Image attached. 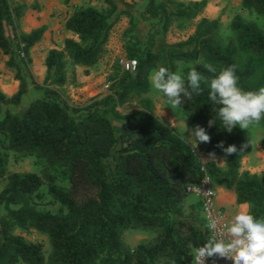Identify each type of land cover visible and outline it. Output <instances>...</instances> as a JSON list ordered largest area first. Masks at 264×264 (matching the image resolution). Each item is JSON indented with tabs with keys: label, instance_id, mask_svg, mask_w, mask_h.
I'll return each instance as SVG.
<instances>
[{
	"label": "trees",
	"instance_id": "1",
	"mask_svg": "<svg viewBox=\"0 0 264 264\" xmlns=\"http://www.w3.org/2000/svg\"><path fill=\"white\" fill-rule=\"evenodd\" d=\"M99 1L102 8L74 9L65 28L77 40L67 38L62 50L49 51L43 84L32 81L41 96L15 112L28 92L25 60L30 61V51L47 29L20 33L26 5L0 0V50L21 82L13 97L0 90V180H8L0 192V264H193L194 250L212 238L201 202L190 204L186 188L206 176L234 191L239 205H249V214L264 218V172L242 170L252 141L238 126L231 133L223 129L220 106L208 99L207 83L202 82L199 95L182 96L179 108L194 130L199 125L211 137L208 143L197 141L199 152L222 157L225 169L215 161L204 168L191 143L154 114L147 97L150 74L158 67L185 78L195 68L210 81L235 65L240 86L258 91L264 87V30L237 15L225 37L219 19L200 17L206 0H140L146 2L144 9L126 0ZM241 7L264 18V0H241ZM123 18L129 19L124 36L128 58L137 61L135 72L118 71L110 77L107 94L85 106L71 104L63 94L68 60L74 66H96ZM197 19L186 40L167 41L175 24ZM209 63L215 74L204 68ZM125 107L132 111L123 114ZM233 145L237 151L226 154L224 149ZM259 146L264 152V140ZM11 154L16 161L35 157L42 172L9 174ZM59 180L69 185L60 186ZM45 185L50 202L59 205L56 212L41 208ZM128 231L148 232L152 238L131 248L124 240ZM32 233L48 238V257L43 243L28 238Z\"/></svg>",
	"mask_w": 264,
	"mask_h": 264
},
{
	"label": "rangeland",
	"instance_id": "2",
	"mask_svg": "<svg viewBox=\"0 0 264 264\" xmlns=\"http://www.w3.org/2000/svg\"><path fill=\"white\" fill-rule=\"evenodd\" d=\"M11 1L15 5H26L24 15L18 23V30L20 33H25L26 29H28V31H32L34 29L40 28L39 25L43 20L48 21L55 27V30L51 32L50 36L46 37V41H44L43 36L42 40L38 43L40 44V46L38 44L35 46H38L37 55H34L33 59L30 58L29 62L28 60H25L26 64L28 65L27 67L29 72L23 69L22 74L24 75V77L26 76L25 78L28 84V92L25 95L21 106L15 109V112H19L26 109V107H28L31 102L37 99V97L41 96V91L33 85L32 81H35L36 83H38V85L43 84L46 76V69L45 73L43 72V68L45 66L44 58L45 55L48 54L51 50V47L54 46L59 50H62L64 48V42L67 39L65 33H63L64 25L67 19L73 13L74 9L81 6H94L102 8V3L99 0H74L70 3H66L65 0ZM126 1L136 2L142 9H144V7L146 6V2L140 0ZM176 1L188 3L195 0ZM214 6L216 10L219 11L221 33L225 37L231 35L230 22L237 15H240L249 21L255 22L261 29L264 30V18L258 17L254 13L244 11L241 7V4L239 5L237 0H229V3L226 6L220 3H217ZM27 13L32 14V20L29 23L25 24L24 18ZM205 13L206 11L204 10L200 17H206ZM199 19L185 26H177V24H175L168 33L167 41L169 43H177L186 40L190 35L194 33L196 24ZM129 27V19L123 18L110 35V39L107 44L103 59L96 66L91 67V69L82 71L85 76L89 77V80L82 83V87H80L82 88V90L79 95H76L78 96V98H75V96H73V93H75L73 89L75 87H73V85H75V82L77 81L75 66L70 62V60H68L67 72L69 81L68 85L63 89V94L71 104L85 106L89 104L93 99L101 97L109 92V89H107L106 87H110V77H112L118 71H124L121 64L122 60H131L127 56V40L124 36ZM7 32L12 37L13 48H15V50H19L20 45L19 42L15 39L13 29L11 27H8ZM33 54H35V52ZM19 57V62H22V55L19 54ZM8 61L9 56H6L0 50V90L7 97H13L18 92L21 82L16 77L17 70L15 68H9L7 66ZM90 89H94L95 92L92 93ZM147 97L152 101L154 106V114L159 119L173 126L188 142L197 143L195 138L192 137L194 133V127L180 108H172L171 105H169V103L166 101L165 96L155 90L152 87V84L150 93L147 95ZM131 111V108L126 107L121 109V112L123 114H127ZM241 130L252 141V151L254 152L255 150V153H257L256 158H254L256 162H253L254 160H252V164L255 165V170L257 171V173L264 172V153L259 146V143L264 140V123L261 122L259 125L251 126L249 129ZM249 166H251V164L248 161L245 162V159H243L242 170L245 171V169ZM42 169V166L37 163L35 157L30 156L16 161L14 159V156L11 154V157L9 158V174L30 172L40 174L42 172ZM7 181L8 180L6 178L0 180V192L7 184ZM58 184L64 187H67L69 185L68 182H64L61 180L58 181ZM43 191L45 193L44 203L46 204H44L41 208L44 210L56 212L59 205H53L52 202H50L51 197L49 196V194H47L46 185L43 187ZM188 197L190 204H198L200 202V200L196 196L189 195ZM28 238L43 243L45 255L46 257L49 256L51 247L46 236L32 233L28 236ZM150 238H152V234L141 231H128L124 236L125 243L131 248H135L139 244L148 241Z\"/></svg>",
	"mask_w": 264,
	"mask_h": 264
},
{
	"label": "clouds",
	"instance_id": "3",
	"mask_svg": "<svg viewBox=\"0 0 264 264\" xmlns=\"http://www.w3.org/2000/svg\"><path fill=\"white\" fill-rule=\"evenodd\" d=\"M204 68L213 74L217 71L210 63L205 64ZM202 82L208 85V99L220 106L217 118L225 131L231 133L237 126L249 129L264 121V87L258 91L243 89L235 65L223 68L210 81L195 68L186 74V78L167 67H158L150 74L152 87L167 98L172 108L181 107L182 96L191 99L194 93L199 95L202 92ZM213 124L214 121L210 122L209 127ZM192 137L200 143L211 140L207 130L199 125ZM219 147L224 148L223 142ZM224 151L230 155L237 149L233 145ZM210 155L215 156L214 153ZM240 207L247 209L248 206L245 204ZM209 228L215 229L216 223H211ZM226 234L231 238L227 242L212 240L196 248L193 254L194 264H206L207 259L214 256L229 260L232 264H264V218H257L247 211H238L226 225Z\"/></svg>",
	"mask_w": 264,
	"mask_h": 264
},
{
	"label": "crops",
	"instance_id": "4",
	"mask_svg": "<svg viewBox=\"0 0 264 264\" xmlns=\"http://www.w3.org/2000/svg\"><path fill=\"white\" fill-rule=\"evenodd\" d=\"M195 1H199L200 2V1H204V0H195ZM206 1H207V7L205 9V11H206L205 14H206V17L209 18V19H219V11L216 10V8L214 6L215 4L220 3V4H224L226 6L229 3V0H206ZM237 1H238L239 5H240L241 4V0H237ZM31 15H32L31 13H27L25 15V18H24L25 24L29 23L32 20ZM43 26H45L46 29H47L45 34H44V41H46V37L50 36L51 32L53 30H55V27H54V25H52L51 23H49L46 20H43L41 22V24L39 25L40 28L43 27ZM34 30H36V29H34ZM32 31H28V29H26L25 33L29 34ZM63 33H65L67 38H72V39H76V40L78 38L74 33L68 32L66 30V28H65V25H64ZM55 40H56V37H55ZM38 45L40 46V44H38ZM52 49H56V47L52 46L51 50ZM37 50H38V46L34 47L30 51V58L31 59L34 58V55H37ZM34 52H35V54H33ZM46 56H47V54L45 55L44 63H45ZM45 69H46V67L44 66V68H43V72L44 73H45ZM87 69H91V67L75 66V72H76L75 74L77 75V81L75 80L76 81L75 85H73V87H75V88H73L74 91H75V93H73V96H75V98H78V96H76V95H79L81 90H82V88H80V87H82V83H84L87 80H89V77L85 76L82 73L83 70H87ZM83 89H85V88H83ZM90 90L92 91V93L95 92L94 89H90ZM191 145L193 146L194 150L198 153L200 160L202 161V163L205 166L210 161H215L218 164V166L221 167L222 169L226 168V164H225L224 159L222 157H218L216 155L213 157L211 155L200 153L199 149H198V146H197V143H191ZM256 156H257V153H255V150H254V152L252 151L251 153L247 154L244 157L245 162L248 161L251 164V166H249V167H247L245 169L246 171H251L253 173H257V171L255 170V165L252 164V160H254L253 162H256L255 159H254V158H256ZM215 189H216V192H217V204H218L219 207L223 208L226 211V213H227V222L228 223L232 219L234 214L236 212H238V211H247L249 213V205L246 204L248 206L247 209H241L240 206L241 205H245V204L239 205L237 203V196H236L234 191L228 190V189H226V188H224L222 186H217V185L215 186ZM223 264H232V262L229 261V260H226Z\"/></svg>",
	"mask_w": 264,
	"mask_h": 264
},
{
	"label": "built area",
	"instance_id": "5",
	"mask_svg": "<svg viewBox=\"0 0 264 264\" xmlns=\"http://www.w3.org/2000/svg\"><path fill=\"white\" fill-rule=\"evenodd\" d=\"M20 54L23 58H25L24 52H20ZM121 64L123 70L126 72H135L137 68L136 60H122ZM106 88L109 89V86ZM196 154L198 155L197 152ZM203 167L205 168L204 164ZM186 193L188 195L196 196L200 200L202 204V213L208 223V229L212 240H223L225 242L229 241L231 238L226 234V225L228 224L227 213L217 204V192L213 180L209 176H206L201 183L189 185L186 188ZM213 222L216 223V228L210 229L209 225ZM225 261L226 259L214 256L208 258L206 264H223Z\"/></svg>",
	"mask_w": 264,
	"mask_h": 264
}]
</instances>
